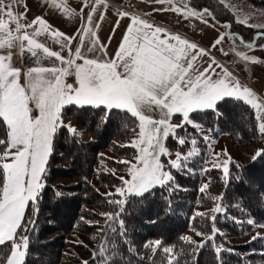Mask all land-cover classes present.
<instances>
[{
  "label": "trees",
  "instance_id": "1",
  "mask_svg": "<svg viewBox=\"0 0 264 264\" xmlns=\"http://www.w3.org/2000/svg\"><path fill=\"white\" fill-rule=\"evenodd\" d=\"M183 4L184 8L193 12L206 13L216 23L221 19H217L216 14L221 12L223 20L218 22L225 25L226 33L238 36L240 43L242 38V44H249L252 39L254 45L257 43V34L248 41L244 29L243 32L232 30L231 20L226 18L224 8H219V5H202V0H184ZM66 118L78 125L81 131L59 127L53 135L51 151L42 174L41 182L44 186L37 199L26 205L23 217L26 230L21 228L17 232L18 236L28 237L23 264H84L85 261L88 264H167L168 254L159 252L146 259L138 252L142 243L151 239L162 241L160 249L174 246L171 255L179 257L176 264H220L221 261L222 264H257L252 249L247 254V247H226L230 251H222L218 259L215 246L209 241L197 248L179 238L189 224L193 229L198 227L199 231H210L213 226L209 216L195 217L190 221L194 206L203 200L204 195L198 190L199 173L205 162L204 148L205 145L208 147L206 139L204 141L207 144H201L199 133L202 134V131L184 122L182 127L173 128L163 141L167 151L185 156L191 149H195L197 155L190 156V160L185 158L186 164L178 170H172L164 162L165 159L160 158L164 162L163 170H167L174 180L164 186H154L142 195L127 194L120 198L98 193L87 179L95 177L102 189L107 186L116 187L121 183L110 171H103L101 167L96 171L95 166L99 163L117 173L126 171L128 163H117L105 158L100 152L107 151L115 157L132 158L135 150L127 145H130L138 132L136 119L123 110L76 105H67L61 109L60 119ZM176 119L178 116L172 120ZM190 120L210 131L213 138L228 135L237 143H244L257 137L254 113L241 100L224 98L215 110L192 112ZM85 135H90L92 139L83 142L82 136ZM186 135L191 137L185 138ZM191 138L196 139L195 146ZM179 139H184L185 143L181 145ZM0 141H4L0 144L2 157L8 144V131L1 117ZM228 168L230 175L225 178L221 194L223 200L216 202L227 208V214L217 215L215 224L227 218L240 221L250 218L264 225V205L260 202V199L264 202V158L252 161L248 166L229 163ZM208 169L203 171V176L209 180L210 185H221L220 171ZM59 178H75L77 181L68 186L59 183L53 185ZM3 179V170L0 168V188ZM121 199L125 200L122 206L109 202ZM117 212L119 216H116ZM101 214H112L115 218L106 221V217ZM98 221L101 223L98 224ZM54 232H58L57 238L47 241L46 237ZM73 235L91 238L95 243V249L86 253L84 245L74 244L76 249L88 256L84 261L62 250L69 245L66 238ZM11 249L10 241L0 245V264L6 263Z\"/></svg>",
  "mask_w": 264,
  "mask_h": 264
},
{
  "label": "snow or ice",
  "instance_id": "2",
  "mask_svg": "<svg viewBox=\"0 0 264 264\" xmlns=\"http://www.w3.org/2000/svg\"><path fill=\"white\" fill-rule=\"evenodd\" d=\"M14 2V0H13ZM95 11V9H94ZM177 11H180L177 9ZM207 10H205L206 12ZM196 13L190 12L189 15ZM26 13H14L12 3L0 0V48L13 46L14 41H19L20 52L27 51L32 57L39 60L37 50L42 49L49 58H55L65 67H32L28 69L29 83L27 90L19 83L21 70L15 68L11 63V52L7 56L0 55V117L6 122L9 129L8 143L15 148L11 155V163H2L4 182L0 188V245L7 242L12 243L11 253L8 255L6 264H23L28 247V237L18 236V229L24 228L23 217L26 205L37 199L43 188L41 176L45 171L47 157L51 151V142L54 133L59 127H65L60 121L61 109L67 105L77 106H104L106 110L126 109L132 116L139 119L138 139L131 142L133 148L138 149L137 165L129 166L131 181L121 177L123 185L127 186L128 193L142 195L154 186H164L174 180L168 172L164 171V165L160 161L162 154L167 155L163 139L168 137L173 126L168 123L169 118L176 113L182 114L184 123L192 124L190 114L194 111L215 110L216 105L224 98H243L254 108L260 109L259 103L253 104L250 99L251 90L240 84L227 69H223L221 78L212 79V67L205 69L193 77L194 65L198 57L206 55L205 50L198 49L190 52V49H197V45L190 44L180 37L161 38L164 31L157 27L154 30L146 21L138 17H132L120 49L113 59L106 62H98L95 59H87L81 55L80 47H77L75 56L84 60L83 64H75L74 59L65 60L59 52L51 51L45 44L38 42V37L49 31L47 22L37 17L31 24H21L20 19ZM125 15H127L125 13ZM4 17H7L5 20ZM88 23L92 21V14L88 15ZM103 19V15L101 16ZM15 24V28L10 27ZM39 25V27H36ZM28 29H33L29 32ZM86 35H93L87 26L81 30ZM15 32L17 35H13ZM56 43L64 34L58 32L49 33ZM264 38V31L258 32L256 39ZM169 39L176 41L170 43ZM223 36L217 39L214 44H219ZM71 43L72 37L67 38ZM26 42V45L25 43ZM241 42L243 40L241 38ZM93 47L88 49L94 51L96 41L93 40ZM80 44H84V36L80 38ZM66 46V45H63ZM253 48V44L247 45ZM245 61L259 62L256 57L238 53ZM71 57V53H70ZM186 61V66H185ZM215 63V61H213ZM74 66L77 85L66 84L64 77L69 75V69ZM122 71H118L121 69ZM47 76V79L45 78ZM35 103L39 109V116L32 118V109L29 102ZM158 109L161 113L160 119H153L144 114V109ZM259 120L260 117L258 116ZM70 127V126H69ZM182 127V125L177 126ZM259 130L264 132V122L259 124ZM206 139V137H205ZM181 145L184 139L178 141ZM4 141H0L3 144ZM195 143V141H193ZM189 156L192 153H188ZM264 158V150H257L253 155V161ZM4 157H0L3 160ZM180 159L170 161V166L179 168L177 162ZM124 163H128L124 161ZM224 164L223 173L229 177V161ZM214 164L213 167H217ZM211 170V169H208ZM179 187V186H177ZM208 185H204L200 191L204 192ZM124 187L116 188V194L123 196ZM135 190V191H134ZM111 195V194H110ZM222 201L223 195L215 198ZM110 203L122 206L125 200H111ZM123 211V208L120 209ZM119 212L116 216H119ZM227 214V208L222 203H216L209 213H196L197 216H209L213 222L211 235L207 236L200 245L191 237L181 239L197 248L203 247L208 241H214L215 236L222 233L215 228L217 215ZM106 221L115 217L112 214H101ZM234 222H238L233 218ZM253 224V220H247ZM264 227V226H262ZM197 235H203L197 232ZM264 236L259 234L253 239ZM19 240V243H17ZM162 241L147 242L145 247L155 252L160 248ZM162 251L168 254L167 264H176L178 256L173 257L174 246L164 247ZM218 259L222 251H230L223 246L215 248ZM103 255V251H101ZM84 264H88L87 261ZM222 264V261L220 262Z\"/></svg>",
  "mask_w": 264,
  "mask_h": 264
},
{
  "label": "crops",
  "instance_id": "3",
  "mask_svg": "<svg viewBox=\"0 0 264 264\" xmlns=\"http://www.w3.org/2000/svg\"><path fill=\"white\" fill-rule=\"evenodd\" d=\"M136 1L132 2L135 6V9L132 8V6L128 8L130 9V12H109L105 10L104 4L100 2H91L85 7L78 2L73 3L68 0H49V3L46 2L45 4L39 0H14V2L13 0H6V3H12L14 13H26V15L20 19L21 24L22 21H27L28 24H31L34 19L41 17L47 22L46 26H50L49 29H54L53 32L63 33L64 35L59 37L60 43L55 42V40L49 34L51 33L49 31L35 38L38 40V42L45 44V46H47L51 51L59 52L60 55L65 58V60L69 58L74 59L75 64H83L84 62L83 59L75 56L77 47H80L81 55L87 59H95L98 62H106L113 59H118L116 54L120 49V45L124 40V36L127 33L129 25L132 23V17H138L140 20L146 21L147 24L151 25L153 30L157 27L163 29L164 31L160 34L161 38L178 36L181 40H187L190 44L194 43L197 45V49H190V52H195L198 49L205 50L206 55L198 57L196 64L194 65L195 71L193 73V77L211 66L213 69L211 78L217 79L221 78L223 75L222 70L227 69V71L230 72L235 79L239 80L242 86L244 81L248 80L252 83L251 87L254 89L255 93H258L257 91L264 93V73L262 72L264 67L261 68L257 67L256 65L249 66L250 62L245 61L243 56L238 55V53L245 55L244 50L246 49L244 47L236 45L225 37H223L219 44H214V42L221 37L220 34H218L220 37H213L211 36L212 34L209 33V31H205V29L204 31L207 33V35H211L209 37L206 36L207 41H205L206 39L202 40L203 37L200 34V25L198 24H206L209 27V23H203L202 21H199L198 17L194 15H191L193 18L188 16L186 12L181 11L180 8L183 6H180L177 2L174 4H169L156 3V1H152L148 4L149 7H145L143 9L136 3ZM177 9L180 11H177ZM90 13L92 14V21L89 24L87 18ZM125 13L127 15H125ZM102 15L103 19H101ZM5 20H7V17H5ZM86 26L91 29V32L94 33V36L86 35L81 31ZM10 27L14 29L15 24H11ZM36 27H39V25ZM28 31L31 32L33 29H28ZM13 35L17 34L13 32ZM82 35L84 36L83 45L80 44V38ZM68 37H72L70 44L67 40ZM93 40L96 41L95 49L94 51L89 52L88 49L93 47ZM169 42L176 43V41L171 39H169ZM19 43V41H14L11 48H1L0 55L7 56L9 52H11V61H6L5 63H11L13 67H17L21 70L19 83L24 86L26 90L29 83V77L27 75L28 69L38 66H66L60 61H57L54 57H47L46 54L43 53L42 49L37 50L39 60H37L36 57H32L27 51L21 53L18 47ZM24 43L26 45V42ZM213 61H215V63H213ZM118 71H122V68L118 69ZM69 72L70 74L64 77V82L69 84V81H71L74 87L78 86L76 82L74 66L69 69ZM45 78L47 79V76ZM251 87L249 88L252 89ZM250 99L255 100L253 96H250ZM236 100H241L244 103L251 105L243 98ZM29 107L31 109H35V103L30 101ZM121 110L129 113L126 109ZM144 114L151 116L153 119L161 118L160 111L155 108L151 110L144 109ZM31 115H34L32 111L30 113V116ZM175 116H178V118L180 120L182 119L183 121L182 114L176 113L169 118V124ZM134 118L138 124L139 134V119L138 117ZM4 123L7 127L5 121ZM7 131L9 133L8 127ZM222 137L223 136H220L217 140H220ZM15 151L16 149L11 148L8 143L4 155L5 153L10 154L14 153ZM6 158L7 159L5 162H1V164L12 162L11 155L7 156Z\"/></svg>",
  "mask_w": 264,
  "mask_h": 264
},
{
  "label": "rangeland",
  "instance_id": "4",
  "mask_svg": "<svg viewBox=\"0 0 264 264\" xmlns=\"http://www.w3.org/2000/svg\"><path fill=\"white\" fill-rule=\"evenodd\" d=\"M42 3H49V0H39ZM70 2L75 3L76 1H72V0H68ZM115 5L121 6L123 8H129L130 6H132V8H134L135 6L133 5V1L135 2L136 0H111ZM152 1H156V3H169V4H174L176 3L175 0H145V1H136V3L142 7L143 9L145 7H149L148 4L151 3ZM135 3V4H136ZM181 3V2H180ZM178 3V4H180ZM208 3V4H207ZM211 4H216L219 5V8H224V13L226 14V18H229L233 24L232 26V30H240L241 32H243L242 29H244V33L247 36V40L250 41L251 37L256 36V34L258 32L264 31V0H210L208 2H206L205 0H202V5H211ZM105 8V6H104ZM135 9V8H134ZM181 11L186 12L188 14V16L192 17L189 12V10L187 8H180ZM213 9H215V6L213 7ZM106 11H109L108 9H105ZM196 11V10H195ZM109 12H114V11H109ZM201 12L200 15L195 14L194 16L198 17L199 21H202L203 23L208 22L209 23V27L205 24H198L200 25V34L203 37L202 40L206 39V36L209 37L211 34V36H219L218 34H220V36L225 37L226 39L228 38L231 42L235 43L236 45L240 46V47H244L246 50L245 51V55L247 56H251V57H256L257 60L259 62H252V61H248L249 66H254L256 65L257 67H264V38H259L256 39L257 43L254 45L253 44V39L251 44L254 45L253 48H249L247 45L248 44H242L240 43V39L238 36L236 35H232L229 33H226L227 28L225 27V25L223 23H219L218 21L223 20V15L221 14V12L218 14H216V18L218 19L219 17L221 18L220 20L216 22H214L206 13H202V11H197L194 13H199ZM222 15V17H221ZM5 18V17H4ZM216 23V24H215ZM222 25V26H220ZM192 26V25H191ZM190 26V28H191ZM193 27V26H192ZM248 29H247V28ZM209 31V33H211L210 35H207V33L204 31ZM251 32H254L252 34V36L250 35ZM219 36V37H220ZM207 41V39L205 40ZM250 44V43H249ZM1 51V48H0ZM17 68V67H15ZM262 72L264 73V68L262 69ZM244 87H247L248 89H250L249 87L252 86V83L248 80L244 81L243 84ZM252 88V87H251ZM251 90V96L254 97L255 100H253V104L259 103L261 104V108L257 109L254 108L253 105H249L250 108L252 109L253 113H254V118H255V124H256V132H257V137L254 139H249L248 141H245L244 143H237L233 137L228 136V135H222L223 137L220 140H217L218 138H213L210 131L206 130L204 127H200V125H197L196 123H192L189 124L191 126H193L197 131L201 132L202 134L199 133L200 138L202 139L201 144H207L205 143V137H206V141L208 142V147L207 145H205L204 148V164L202 165V169L199 173L200 177H199V182H198V190L199 192L200 189L204 186V185H208V187L206 188V190L204 192L203 195V200L201 202H197V204L194 206L193 210H192V218L190 219V221L192 222L194 220L195 217H202V216H197L196 213H209L211 215V210L215 207V203L217 202L215 200L216 197H220V195L223 193V189L225 187V181H226V177L224 176L223 173V167L224 164L222 162L224 161H229V163H233V164H237L240 166H248L252 161V157L253 155H255L257 150H264V132H261L259 130V124L264 122V93L261 91H257L258 93H255L254 89H250ZM32 113H34V115H31V117L34 119L37 116H39V109L32 108ZM260 117V119L258 120L257 117ZM63 125H65V127L70 130V131H81L80 127L78 125H76L75 123H73L69 118H66L64 120H61ZM184 121H182V119L180 120L179 118L176 120H172L170 125L173 126V128H176L177 126H180ZM70 126V127H69ZM173 134V132H172ZM190 135H186L185 138H190ZM92 138L90 135H85L82 136V141L83 142H87L90 141ZM135 139H138V132L135 136ZM192 139V143L193 141H195V143H193V145L195 146L197 144L196 139L194 140ZM132 140V141H133ZM131 141V142H132ZM131 144V143H130ZM207 147V149H206ZM7 148V146H6ZM208 149H210V151H207ZM6 150V149H5ZM134 156L132 158H127V157H115L112 154H110L107 151H101L100 154L103 155L105 158L110 159L112 161H115L117 163H124V161L128 162V168L126 169V171L124 172H115L113 169H110L109 167H107L105 164H100L99 163L96 164L95 169L96 171L100 170V167L103 171L108 170L110 171L111 174L115 175L117 178H121L123 177L125 180L131 181L132 177L129 173V166L130 165H137L138 161L136 159L137 154H138V149L134 148ZM195 150V149H194ZM193 149H191L192 155L194 156L195 154L197 155V151H194ZM5 152V151H4ZM179 154L174 153V152H168L167 151V155L162 154L160 156V158L165 159L164 162H167L169 167L170 166V161L172 160H177ZM180 156V155H179ZM2 157H4L3 160H1V162H5V160L7 159L4 154L2 155ZM185 158H187V160H190V156L187 154L185 156H180V159L177 161L181 166H183L184 164H186ZM160 159V161H161ZM164 162L161 161V163L163 164ZM228 163V164H229ZM214 164H218L217 167H213ZM62 165L67 166L66 163H62ZM228 166V165H227ZM179 168H173L172 170H178ZM206 168H210V169H217L218 171H220V178H221V185L218 186H211L209 183V180L207 178H205L203 176V171ZM166 172H168L167 170H164ZM41 180H42V176H41ZM77 181V179L75 178H71V179H63V178H59L55 183H52L53 185L56 183H59L60 185H70V184H75V182ZM121 181V179H120ZM87 182L89 184L92 185V187H94L96 189V191H98V193L100 194H112V195H116L118 197H124L127 194H134V193H128L127 192V186L123 185V182L121 181V183L119 185H117L116 187L113 186H107L104 187V189L100 188L98 186V183L96 182L95 177H90L89 179H87ZM42 183V182H41ZM51 184V185H52ZM118 187H124L125 188V194L123 196L116 194V188ZM135 191V190H134ZM136 195V194H135ZM261 203L264 205V202L262 201V199H260ZM209 215V217H210ZM211 219V218H210ZM250 219V218H249ZM249 219H242L241 221L237 218H235L236 221L238 222H234L233 219L231 218H227L226 220H221L219 222V224H215V228L219 230L220 233H222V235L218 234L215 236L214 241H209L208 243H211L212 245L214 244L215 248L218 246H223V248L226 249V247L229 246H244L247 247L249 250V252L247 254L250 253L251 249L252 252L254 253L256 256V260H257V264H264V239L261 238H257V239H253V237L257 236L258 234L260 236H264V225H259L257 224L255 221H253V224H248L247 220ZM252 220V219H251ZM101 222L98 221V224H100ZM212 229L213 226L211 228V230H203V231H199V228L196 227L193 229V226L191 224L188 225V228L181 233V235L179 236V238L181 239L182 237H191L192 240L196 241L197 245H200L203 241H205V239L207 238V236L211 235L212 233ZM197 232L202 233L203 235H197ZM58 232H54L50 235H48L46 237V240H55L58 236ZM67 242L69 243L68 246H65L62 248V250L70 255H75L78 257V259L84 261L87 259L88 256H85L84 254L86 253V251H93L95 249V243L94 241L91 240V238L88 237H81V236H77V235H73V237H67L66 238ZM158 239H151L148 240L144 243H142V247L138 250V252L141 254V256L143 258L149 259L151 258L154 254H157L159 252H161L160 254H164V252L162 251V249L164 248H158L155 252H153V250L151 248H147L145 247L147 242H154ZM182 240V239H181ZM82 244L86 247L85 249V253L82 254V252L78 249H76L74 247V244ZM206 244V243H205ZM194 247H196L195 245H193ZM167 247H171V246H167ZM12 250V249H11ZM11 252V251H10ZM10 254V253H9ZM158 254V255H160ZM253 255V254H252ZM258 255H262L261 257H259ZM168 256V255H167ZM258 260H262L258 263ZM254 262V260H253ZM256 262V261H255ZM6 264V263H5Z\"/></svg>",
  "mask_w": 264,
  "mask_h": 264
},
{
  "label": "built area",
  "instance_id": "5",
  "mask_svg": "<svg viewBox=\"0 0 264 264\" xmlns=\"http://www.w3.org/2000/svg\"><path fill=\"white\" fill-rule=\"evenodd\" d=\"M56 1H63V0H56ZM73 1H76L80 4H82L84 7L85 6H88L91 2H100L102 4H104L105 6V9H108L109 11H128L130 12V9L128 8H123L121 6H118V5H115L111 0H73ZM22 24H28L27 21H22ZM54 29H49V32H53ZM69 84H72L71 81H69Z\"/></svg>",
  "mask_w": 264,
  "mask_h": 264
},
{
  "label": "flooded vegetation",
  "instance_id": "6",
  "mask_svg": "<svg viewBox=\"0 0 264 264\" xmlns=\"http://www.w3.org/2000/svg\"><path fill=\"white\" fill-rule=\"evenodd\" d=\"M175 1H176L177 3H180V2H181L179 5H180V6H184V4H183V3H184V0H175Z\"/></svg>",
  "mask_w": 264,
  "mask_h": 264
},
{
  "label": "water",
  "instance_id": "7",
  "mask_svg": "<svg viewBox=\"0 0 264 264\" xmlns=\"http://www.w3.org/2000/svg\"><path fill=\"white\" fill-rule=\"evenodd\" d=\"M188 10H189V12H193L191 9H189V8H187ZM194 13V12H193ZM197 15H200L201 14V12H199V13H196Z\"/></svg>",
  "mask_w": 264,
  "mask_h": 264
}]
</instances>
